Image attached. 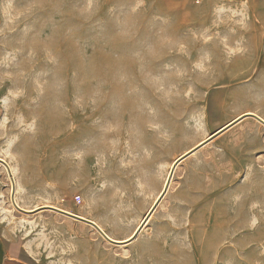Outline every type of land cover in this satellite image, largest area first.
<instances>
[{"label": "rangeland", "instance_id": "obj_1", "mask_svg": "<svg viewBox=\"0 0 264 264\" xmlns=\"http://www.w3.org/2000/svg\"><path fill=\"white\" fill-rule=\"evenodd\" d=\"M263 36L264 0H0V157L19 202L129 237L175 160L238 117ZM1 166L0 235L31 264H264L255 119L182 160L127 246L13 210Z\"/></svg>", "mask_w": 264, "mask_h": 264}, {"label": "crops", "instance_id": "obj_2", "mask_svg": "<svg viewBox=\"0 0 264 264\" xmlns=\"http://www.w3.org/2000/svg\"><path fill=\"white\" fill-rule=\"evenodd\" d=\"M251 73L252 74L250 75L249 78H247L246 81L237 83L234 86L233 94L235 97V101L237 103H239L241 100L245 101L244 104L242 103L241 105L238 106V110L241 111L240 114L245 112H250L257 114L258 116L264 119V36H263L262 44L260 46V50L258 52V56L256 58V62L254 63V67L251 70ZM240 114H238V116ZM247 119H255V118L251 116H247L243 118L241 121L237 122L236 124L232 125L228 129L217 135L211 141L229 132L232 128H234L235 126H237L238 124H240L241 122ZM229 122L217 128L215 132L221 129L222 127L226 126ZM0 264H31V263L27 260L26 256L22 254V250L20 249V247L8 243L0 235Z\"/></svg>", "mask_w": 264, "mask_h": 264}, {"label": "water", "instance_id": "obj_3", "mask_svg": "<svg viewBox=\"0 0 264 264\" xmlns=\"http://www.w3.org/2000/svg\"><path fill=\"white\" fill-rule=\"evenodd\" d=\"M247 116H251V117H254L257 121H259L260 123L264 124V119L261 118L260 116H258L257 114H254V113H247L245 115H242L240 116L239 118L235 119L234 121H232L231 123H229L228 125L222 127L221 129H219L218 131L214 132L210 137H208V139H206L201 145H198L197 147H194L191 151H189L188 153L184 154V155H181L179 158H177L175 160V162L173 163L172 165V168L169 172V175H168V179L166 181V185L164 187V193L163 195H161L160 199L158 201H156V203L154 204L153 208H152V211L149 215V217L152 215V213L156 210V208L158 207V205L160 204V202L162 201V199L164 198L168 188H169V185L171 183V180H172V177H173V174L176 170V167L178 166V164L184 160L185 158L189 157L192 153L198 151L202 146L206 145L208 142H210L212 139H214L217 135H219L220 133H222L223 131H225L226 129H228L229 127H231L232 125L236 124L237 122H239L240 120H242L243 118L247 117ZM0 163L5 165L6 168L8 169L10 175H12V171H11V168H10V165L3 159L0 157ZM15 188H16V183H15V180L13 179V190H12V200L13 202H15ZM16 207L18 208L19 211L23 212V213H33L39 209H36V210H33V211H28L27 209H24L20 206H18L16 204ZM41 208H47V209H50V210H53V211H56V212H59V213H62V214H65V215H68V216H72L82 222H85V223H88V224H91L94 226V228L110 243L112 244H119L121 242L111 238L110 236H108L96 223H94V221H92L91 219L89 218H85V217H82V216H79L77 214H74V213H71L69 211H66V210H63V209H60L58 207H53V206H46V207H41ZM40 208V209H41ZM149 217L147 218V220L149 219ZM146 220V221H147ZM146 221L145 223L142 225V227L138 230V232H136L133 237H131V239L129 240V242L133 241L134 239H136L138 237V235L142 232L145 224H146Z\"/></svg>", "mask_w": 264, "mask_h": 264}, {"label": "bare ground", "instance_id": "obj_4", "mask_svg": "<svg viewBox=\"0 0 264 264\" xmlns=\"http://www.w3.org/2000/svg\"><path fill=\"white\" fill-rule=\"evenodd\" d=\"M49 113L50 114H53V115H55L52 111H49ZM247 113H250V112H245V113H243V114H241V115H239L238 117H236L235 119H237V118H239L240 116H242V115H245V114H247ZM55 117H56V115H55ZM54 117V118H55ZM234 119V120H235ZM234 120H232V121H234ZM231 121V122H232ZM231 122H229V123H231ZM228 123V124H229ZM227 124V125H228ZM212 135V134H211ZM210 135V136H211ZM210 136H208V137H210ZM208 137L206 138V139H208ZM205 138H204V140H202V141H200L199 143H197L194 147H197L198 145H201L205 140H206ZM205 146V145H204ZM194 147H192V148H190L189 150H187V151H185L182 155H184V154H186V153H188L189 151H191ZM203 147V146H202ZM201 147V148H202ZM195 153V152H194ZM194 153H192V154H194ZM191 154V155H192ZM180 157V156H179ZM178 157V158H179ZM6 160V159H5ZM7 161V160H6ZM7 163H9L8 161H7ZM0 165H2L1 167H3V169L5 170V172H6V176H7V179L9 180V206H10V208H12L13 210H18V208L16 207V204L18 205V206H20V207H22V208H24V209H26L20 202H19V200H18V197H17V191H18V182H17V178H16V172L14 171V168L11 166V164H10V168H11V171H12V175H10V173H9V171H8V169L6 168V166L5 165H3V164H0ZM173 165V164H172ZM168 173H169V171H168ZM168 173H167V175H166V178H165V181H164V183L162 184L163 186H162V189H161V191L159 192V194L155 197V200L153 201V204H151V206H150V208L147 210V212L144 214V216L140 219V221H139V223H138V225L136 226V228H135V230L132 232V234L129 236V237H127L126 239H121V240H119V239H116V238H113L109 233H107V231L103 228V226L99 223V222H97L96 220H93V219H91L92 221H94V223H96L108 236H110L111 238H113V239H115V240H117V241H119V242H121V243H119V244H117V245H119V246H127V245H129V244H131L133 241H135V239L133 240V241H131V242H129V240L131 239V237H133V235L136 233V232H138V230L142 227V225L145 223V221L147 220V218L149 217V215H150V213H151V211H152V208H153V206H154V204L156 203V201H158L159 199H160V197H161V195H163V193H164V186L166 185L165 183H166V180H167V176H168ZM13 179L15 180V183H16V188H15V202H13V200H12V190H13ZM173 181V177H172V180H171V183H170V185H169V188H170V186H171V184L173 183L172 182ZM168 188V189H169ZM46 206H50V205H41V206H38V207H35V208H33V209H27L28 211H33V210H35V209H37V208H39V207H46ZM54 207V206H53ZM19 211V210H18ZM57 213H59V212H57ZM24 214H26V215H30V214H28V213H24ZM59 214H61V215H64V216H66V217H69V218H71V219H76V218H74V217H72V216H68V215H65V214H62V213H59ZM153 214H154V212L152 213V215L149 217V219L146 221V224H145V226L144 227H146L149 223H150V221H151V219H152V216H153ZM79 216H82V217H84L83 215H79ZM86 218V217H85ZM76 220H78V219H76ZM80 221V220H79ZM89 225H91V224H89ZM93 228H94V226L93 225H91ZM97 231V230H96ZM231 232H232V230H231ZM137 238H139V237H137ZM136 238V239H137ZM122 248V247H121ZM207 252V251H206ZM156 253V252H155ZM150 255H153V254H150ZM157 255V254H156ZM206 255V254H205ZM152 257V256H151ZM208 262V261H207Z\"/></svg>", "mask_w": 264, "mask_h": 264}]
</instances>
